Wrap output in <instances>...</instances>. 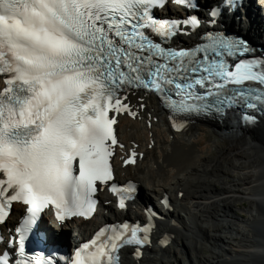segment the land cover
<instances>
[{
	"label": "snow or ice",
	"instance_id": "snow-or-ice-1",
	"mask_svg": "<svg viewBox=\"0 0 264 264\" xmlns=\"http://www.w3.org/2000/svg\"><path fill=\"white\" fill-rule=\"evenodd\" d=\"M167 3L0 0V223L13 203L26 206L17 229L21 252L24 234L46 207L54 206L61 222L95 212L98 182L113 178L117 116H137L128 93L154 92L177 114L264 110V56L251 55L245 40L224 33L173 47L169 41L201 21L195 15L159 20L155 11ZM135 158L133 152L125 164ZM149 231L128 223L101 229L69 264H119L120 248L150 242ZM0 264H9L8 252Z\"/></svg>",
	"mask_w": 264,
	"mask_h": 264
},
{
	"label": "bare ground",
	"instance_id": "bare-ground-1",
	"mask_svg": "<svg viewBox=\"0 0 264 264\" xmlns=\"http://www.w3.org/2000/svg\"><path fill=\"white\" fill-rule=\"evenodd\" d=\"M252 7L240 11L234 26L264 45V0H255ZM127 101L137 116L117 118V137L122 147L114 150L116 178L138 183L141 208L134 212L139 217L144 218L142 207L147 203H153L160 215L142 258L123 251L122 264H264V122L242 128L232 116L225 115L221 119L194 120L177 131L169 125L155 96L135 91L128 93ZM154 121L162 122L163 136L155 131L158 124ZM195 130L204 133L202 139L191 137ZM216 131L229 140L215 154L209 153V144L196 147ZM129 149L137 152L136 161L121 166ZM163 194L170 200V209L159 206ZM105 195L101 207L115 219L132 214L130 210L115 209L113 199ZM16 217L13 211L6 226ZM99 217L102 214L82 223L83 230L76 233L68 232L76 222L66 224L59 231L61 238L71 244ZM163 234L170 238L165 247L158 243ZM173 246L180 249L181 255ZM166 257L172 261L167 263Z\"/></svg>",
	"mask_w": 264,
	"mask_h": 264
},
{
	"label": "rangeland",
	"instance_id": "rangeland-1",
	"mask_svg": "<svg viewBox=\"0 0 264 264\" xmlns=\"http://www.w3.org/2000/svg\"><path fill=\"white\" fill-rule=\"evenodd\" d=\"M258 2V1H257ZM263 16H264V14H263ZM253 17H254V14H253ZM160 121V120H159ZM159 121H158V123L156 122V121H154V122H156L157 124H158V126L157 127H155L156 129H155V131H157L158 132V130H159V134L160 135H164L165 134V130H164V126H163V124H162V122H160L159 123ZM197 130H195V131H193L192 133L194 134H191V137L193 138L194 137V139H197V140H200V139H202V135L204 134L202 131H197ZM143 134H145L144 132V130H142L141 131ZM161 132V133H160ZM199 139H198V138ZM228 138L223 134V133H220V131L218 132V131H216L215 133H211V134H209V136H205V141H204V143L203 142H198L197 143V145H196V147L197 148H200L201 149V147H202V145H200L201 143L203 144V146H205L206 144L208 145H210V146H212L211 147V149H210V151H209V153L210 154H215L216 153V150H217V148H219V146L221 145V144H227L228 143ZM205 144V145H204ZM204 148V147H203ZM261 176L262 177H264V174H262L261 173ZM154 201V203L155 204H157V201L156 200H153ZM132 207H134V205H132ZM262 209V208H261ZM182 214H183V212H181ZM237 213H239V214H241V213H243V212H241V211H237ZM244 214V213H243ZM128 216V215H127ZM76 233V232H75ZM170 244V243H169ZM167 246V245H166ZM163 247H165V246H163ZM174 247V246H173ZM175 248V247H174ZM175 249H177L176 251L177 252H179L178 253V255H181V253H180V249L179 248H175ZM165 259V261H167V263L168 262H170V261H172V259L171 258H169V257H166V258H164ZM182 264H184L183 262H182Z\"/></svg>",
	"mask_w": 264,
	"mask_h": 264
}]
</instances>
